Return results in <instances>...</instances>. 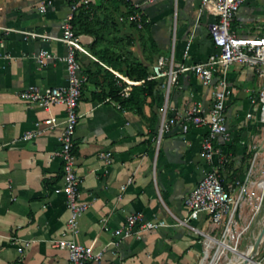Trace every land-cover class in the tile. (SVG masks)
I'll return each mask as SVG.
<instances>
[{"label": "crops", "instance_id": "obj_1", "mask_svg": "<svg viewBox=\"0 0 264 264\" xmlns=\"http://www.w3.org/2000/svg\"><path fill=\"white\" fill-rule=\"evenodd\" d=\"M40 1L0 0V264H66V251L50 245L56 238H70L92 251L107 246L99 261L85 264H198L204 256L205 236H215L219 228H214L205 214L188 221L198 233L176 221L186 217L184 198L202 173L216 165L223 186L245 184L246 195L236 219L238 223L247 220L243 210L251 203L253 165L260 154L256 149L259 140L253 135L261 124L252 120L256 112L249 100L260 88V77L241 64L225 70L230 90L223 110L228 138L215 139L217 152L211 160L200 154L205 126H189L181 132L174 125L156 142L162 105L166 117L180 116L194 104L207 109L210 87L185 71L177 75V82L164 96L159 81L154 80L156 85L144 97L138 114L118 105L108 92L110 84L121 89L126 86L116 76L130 80L126 75L130 60L143 65L148 74L158 56L171 58L174 64L204 61L215 50L207 32L216 19L213 4L200 7L198 0H137L146 19L138 29L119 20L127 14L124 1L88 0L83 11L74 13L73 26L84 51L76 58L86 76L77 105L74 173L79 178V201L87 207L77 216L76 231L70 234L65 230L67 211L60 191L61 163L51 156L58 149L63 109L52 105L43 110L20 99L18 93L32 85L65 84V66L60 59L65 46L54 37L60 33L59 23L69 5L80 0H51L43 12L38 11ZM231 27L242 35L261 36L264 0H245ZM186 42L188 52L182 57ZM39 50L54 59L36 62ZM48 115L56 118L55 126L31 140L14 141ZM105 151L110 152L109 164L97 157ZM136 212L144 220H161L165 226L145 231L138 238H115L111 230ZM10 237L26 240L28 245L18 253ZM110 241L115 243L106 245Z\"/></svg>", "mask_w": 264, "mask_h": 264}, {"label": "built area", "instance_id": "obj_2", "mask_svg": "<svg viewBox=\"0 0 264 264\" xmlns=\"http://www.w3.org/2000/svg\"><path fill=\"white\" fill-rule=\"evenodd\" d=\"M130 8L125 17L120 16L119 20L125 19L135 28H142L146 19L141 10V2L137 0H122ZM200 7L208 2H212L215 10L216 19L208 25L207 32L210 41L214 47V52L208 55L204 61L185 65L182 63L174 64L171 58L166 59L158 56L150 67V73L147 79L159 81L164 96L170 85L177 82L179 73L189 71L198 81L209 86L211 91V103L207 109H202L199 104H194L184 109L180 116H165V106L159 109V122L156 129L155 140L165 133L170 127L177 125L181 132H185L189 126H205L206 134L200 142V154L206 160H211L217 152L214 147V141L217 137L225 141L228 138V132L224 119V104L230 94L228 85L224 79L225 70L232 64H241L252 68L253 72L260 77L261 84L255 96L249 101L253 107L252 120L264 123V33L261 36L250 37L237 33L232 29L231 24L237 9L245 0H198ZM51 0H41L38 11L43 12ZM88 0H80L69 5L68 13L59 23V35L54 37L65 46V54L60 58L65 66V84L40 88L32 85L22 89L18 96L23 101L33 104L43 110H47L52 105H60L63 109V118L61 129L57 135L58 149L52 152L51 156L59 159L61 163L60 191L64 198V204L67 211L65 220L66 232L73 234L76 229V218L85 211L87 204L79 201L78 184L79 178L74 173L73 138L74 130L78 120L77 105L80 97L81 86L86 76L81 72V66L76 58V54L84 52L76 31L71 23L74 13L81 5L86 6ZM6 31V29H4ZM32 37L35 33L24 32ZM189 48V42H186L182 51V57H186ZM54 57L47 51L39 50L35 56V61L42 64ZM215 75L217 79L213 81ZM123 81V92L128 85L133 84L126 77L116 76ZM250 118V114H246ZM53 115H48L42 120L33 123V128L24 131L14 141L25 142L35 138L43 129L51 128L57 124ZM97 157L103 160L105 164L111 162L110 152H98ZM129 182V180L127 181ZM235 187L223 186L218 166L204 171L198 179L192 190L184 198L183 204L187 210L185 218L177 220L176 224L187 226L194 233L198 230L190 225L188 221L196 219L199 214H205L208 222L214 228H220L222 239L233 237L236 244L240 231L234 233L236 227L234 219L241 202L246 195V186L244 183L234 182ZM124 185L120 186V190ZM235 189V190H233ZM261 198L259 199V201ZM256 206V209L259 205ZM165 226L161 220H144L141 213H130L125 216L123 223L112 229L111 233L115 238H125L134 236L138 238L141 233ZM212 238L211 236H205ZM214 239V238H213ZM10 240L16 245V251L21 253L28 245V241L20 242L15 237ZM222 241V240H221ZM110 241L108 244H114ZM53 247L63 248L66 251V264H85L90 261H99L105 251V247L97 251H92L90 246L79 244L70 238H56L50 240ZM205 245V244H204ZM235 249V247H234Z\"/></svg>", "mask_w": 264, "mask_h": 264}, {"label": "rangeland", "instance_id": "obj_3", "mask_svg": "<svg viewBox=\"0 0 264 264\" xmlns=\"http://www.w3.org/2000/svg\"><path fill=\"white\" fill-rule=\"evenodd\" d=\"M257 136L259 140V145L256 148L260 152L258 159L253 165V174L252 180L254 184L252 185V195L251 203L245 207L243 210L247 215V220L241 223L237 222L236 213L234 219L236 227L233 229V232L236 233L240 231V235L237 239L236 244L234 243L233 237H226L222 239L221 230L218 229V232L215 236H211L216 241H223L227 244V248L222 252L218 251L215 244H211L208 249H205L204 256L201 258L198 264H229L228 262L233 259L236 255L241 252L246 251L248 246L252 243V239L255 236L256 232L259 230L264 217V123L259 124L257 128L254 129V135ZM248 160L253 159V153H250ZM259 183V184H258ZM261 200L259 201V199ZM259 205L256 209V206ZM248 216L250 218L248 219ZM263 216V217H262ZM261 219V220H260ZM261 221V222H260ZM263 246V247H262ZM235 247V249H234ZM251 260L257 262L256 264H264V242L261 244L260 254L254 253L251 255Z\"/></svg>", "mask_w": 264, "mask_h": 264}, {"label": "trees", "instance_id": "obj_4", "mask_svg": "<svg viewBox=\"0 0 264 264\" xmlns=\"http://www.w3.org/2000/svg\"><path fill=\"white\" fill-rule=\"evenodd\" d=\"M125 4L127 3L125 2ZM86 6L80 5L77 11L80 13L86 8ZM127 8L128 13L130 12L128 4ZM75 18V15H73L71 21L73 26H75ZM108 56L110 57L111 54H109ZM99 58L102 59V61H105L103 56H99ZM126 75L133 82L140 81V83L128 85L123 92H120L121 86H116L114 85V82H111V87H109L108 92L122 109L133 110L136 113L141 114L142 105L144 103V97L152 93L156 82L154 80L147 79L148 73L146 68L140 63L133 60H130V62L128 63ZM230 149L234 151L233 147H231Z\"/></svg>", "mask_w": 264, "mask_h": 264}, {"label": "bare ground", "instance_id": "obj_5", "mask_svg": "<svg viewBox=\"0 0 264 264\" xmlns=\"http://www.w3.org/2000/svg\"><path fill=\"white\" fill-rule=\"evenodd\" d=\"M263 220H264V217H263ZM213 242L217 246L218 251H222L223 252L227 248V244L225 242H223V241H216L213 238L207 237L206 238V242H205V249H208V247L211 244H213ZM228 263L229 264H256L257 262H253L251 260V255L248 253V251L246 249L245 253L244 252L239 253L233 259H231Z\"/></svg>", "mask_w": 264, "mask_h": 264}, {"label": "water", "instance_id": "obj_6", "mask_svg": "<svg viewBox=\"0 0 264 264\" xmlns=\"http://www.w3.org/2000/svg\"><path fill=\"white\" fill-rule=\"evenodd\" d=\"M264 239V220L257 231L252 243L248 246L247 251L250 255L254 254L257 251L258 246Z\"/></svg>", "mask_w": 264, "mask_h": 264}]
</instances>
